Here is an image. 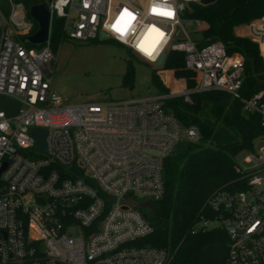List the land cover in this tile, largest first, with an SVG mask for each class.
<instances>
[{"label": "built area", "instance_id": "2783aa9c", "mask_svg": "<svg viewBox=\"0 0 264 264\" xmlns=\"http://www.w3.org/2000/svg\"><path fill=\"white\" fill-rule=\"evenodd\" d=\"M200 1L47 0L45 7L69 40H112L153 66L181 52L196 81L175 95L223 93L264 127V87L250 89L243 57L203 39L206 23L184 16ZM26 12L17 0L0 8V264H169L164 249L137 244L152 227L136 205L162 196L164 159L179 142H197V128L162 109L168 94L63 104L51 88L49 35L39 47L19 41L36 29ZM238 26L244 31L234 34L256 44L264 65V16ZM31 130L45 132L43 149ZM247 150L248 167L234 165L235 186L213 191L190 226L224 232V264H264V133Z\"/></svg>", "mask_w": 264, "mask_h": 264}, {"label": "trees", "instance_id": "16d2710c", "mask_svg": "<svg viewBox=\"0 0 264 264\" xmlns=\"http://www.w3.org/2000/svg\"><path fill=\"white\" fill-rule=\"evenodd\" d=\"M17 1L26 11L35 2L47 5V0ZM4 2H0L1 9L5 8ZM184 16L206 23L201 33L203 39H218L228 53L237 52L243 57L250 89L255 85L264 87V65L256 44L233 33L235 26L264 16V0H213L205 5L191 3ZM65 39L62 20L52 17L49 43L53 53ZM126 50L135 56L129 49ZM170 69H175V72L163 74V79L173 85L172 82L177 77H183V72L187 71L183 69L181 52L168 51L160 67L150 69V83L155 93L168 94L159 73ZM184 80L186 82V77ZM132 81V70L126 66L122 84L130 88ZM188 98L189 101H185L181 95H175L161 100L162 109L182 126L193 125L197 128L199 139L197 142H179L164 159V191L159 199L153 201V208L140 207L139 203L136 205L152 227L151 233L137 244L164 249L170 258L169 264H224V232L212 229L191 233L190 226L205 211L206 199L213 191L235 186L238 173L234 169V156L240 150L250 148L252 140L264 133V127L259 124L256 115L243 114L240 104L223 93L193 92L189 93ZM0 100L5 98L0 96ZM0 108L4 109L2 106ZM6 112L12 114L13 110Z\"/></svg>", "mask_w": 264, "mask_h": 264}, {"label": "rangeland", "instance_id": "374dc122", "mask_svg": "<svg viewBox=\"0 0 264 264\" xmlns=\"http://www.w3.org/2000/svg\"><path fill=\"white\" fill-rule=\"evenodd\" d=\"M2 1L4 2L0 0ZM243 31L242 26L233 28V33L240 34ZM191 36L194 38L198 35L192 33ZM126 66L132 70L133 81L130 88L122 84ZM153 67L139 57L131 56L124 46L114 41L93 40L81 43L65 39L59 44L51 65V88L61 97L63 104L67 105L139 97L155 92L150 83V69ZM173 72L175 69L161 71L162 74ZM183 74V77H177L172 82L174 88L161 79L168 89V95L175 96L183 89L178 90L176 85H184L185 89L193 87L195 75L189 71H184ZM260 144L256 143V146L259 147ZM247 152V149H242L235 154V165L240 168L248 167L243 160ZM137 201L140 202L141 198Z\"/></svg>", "mask_w": 264, "mask_h": 264}, {"label": "water", "instance_id": "95a60500", "mask_svg": "<svg viewBox=\"0 0 264 264\" xmlns=\"http://www.w3.org/2000/svg\"><path fill=\"white\" fill-rule=\"evenodd\" d=\"M213 0H201L200 4L205 5ZM27 14L28 16L35 22L36 24V29L35 31L26 36H21L19 37V41L27 46H33V47H39L42 44L46 43V40L49 35V11L47 7H45L44 4L41 2H35L30 4L27 7ZM101 37L104 35L101 34ZM163 55H160L156 61L154 62V67H160L161 62H162ZM161 79H163V74L159 73ZM30 135L34 138L35 140V145L38 149H43L44 148V142L43 138L45 135V132L43 130H31ZM140 207H146L148 209L153 208V202L146 200L142 201L139 203Z\"/></svg>", "mask_w": 264, "mask_h": 264}, {"label": "snow or ice", "instance_id": "6c2138e0", "mask_svg": "<svg viewBox=\"0 0 264 264\" xmlns=\"http://www.w3.org/2000/svg\"><path fill=\"white\" fill-rule=\"evenodd\" d=\"M161 14H163V15H170V13H161Z\"/></svg>", "mask_w": 264, "mask_h": 264}, {"label": "bare ground", "instance_id": "6f19581e", "mask_svg": "<svg viewBox=\"0 0 264 264\" xmlns=\"http://www.w3.org/2000/svg\"><path fill=\"white\" fill-rule=\"evenodd\" d=\"M182 86H183V85H180V86L178 87V90H179V89H181V88H182Z\"/></svg>", "mask_w": 264, "mask_h": 264}]
</instances>
